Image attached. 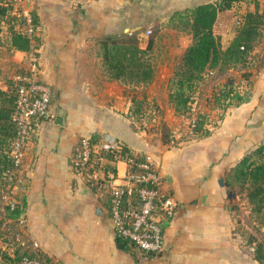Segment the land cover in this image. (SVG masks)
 <instances>
[{"label":"crops","instance_id":"crops-1","mask_svg":"<svg viewBox=\"0 0 264 264\" xmlns=\"http://www.w3.org/2000/svg\"><path fill=\"white\" fill-rule=\"evenodd\" d=\"M208 1L215 0L153 3L158 9L165 3L173 11ZM133 2L28 0L40 16V40H34L29 50H17L16 57L27 67L29 57H35L32 67L50 86L52 99L51 115L36 121V133L22 166L20 188L26 205L18 228L40 244L50 264H262L240 231L243 225L257 233L258 223L251 220L256 228L253 230L237 213L243 205L234 207L230 201L231 186L226 184V175L248 151L264 142V42L255 46L247 67L231 66L224 71L238 73L237 81H243L242 87V73L251 71V95L227 109L208 108L211 87L206 102L194 104L193 108L198 112L208 110L210 119L206 125L210 133L196 136L189 132L188 139L164 142L158 130L139 126L132 119V96L125 91L131 85L110 79L100 54L99 37L129 29L135 15ZM151 2L148 9L153 7ZM240 5L245 7L240 2L219 11L214 23L223 49L238 33L237 20L244 14ZM214 72L216 69L207 81L213 79ZM170 76L171 73L161 78L156 70L148 86L138 85L141 93L137 96L147 94L161 104L160 108L175 109L169 101ZM93 132H99L103 143L116 140L136 155L150 156L162 176L164 191L176 200L174 212L163 222L162 252L143 257L136 248L132 253L121 246L108 191L92 186L73 165L80 138ZM115 165L118 176L124 179L128 163L118 159ZM221 177L225 185L220 184Z\"/></svg>","mask_w":264,"mask_h":264},{"label":"trees","instance_id":"trees-1","mask_svg":"<svg viewBox=\"0 0 264 264\" xmlns=\"http://www.w3.org/2000/svg\"><path fill=\"white\" fill-rule=\"evenodd\" d=\"M240 2H251L253 7H249L243 14V22L238 27L237 35L230 45L223 49L220 35L214 32V23L219 11L231 8ZM16 13L19 15L14 0H0V23L5 21V17H9L10 46L16 50H29L34 40L36 42L40 40L37 33L42 30L39 13L36 8L30 10L32 33L27 29L16 27L13 23V19L18 18ZM171 20L175 21L176 27L188 31L192 38L168 82L169 101L177 114L184 115L191 111L199 85L213 69L225 71L231 66L247 67L250 64L252 51L264 35V8H261V0H215L176 9L171 15ZM98 42L103 66L110 79L143 86H148L153 81L156 69L149 54L154 43L152 38L144 45L140 33L124 31L105 34L99 37ZM242 76L245 80V88L241 86L243 81L237 82L234 78L228 77L227 81H229L226 84L221 83L220 88L212 93L206 107L227 109L231 105L244 102L253 91V74L251 71H244ZM15 90V86L4 88L0 85V194L6 188L11 172L17 166L12 154L19 131L15 118ZM152 102L147 94L142 97L132 96L130 115L134 117L142 113ZM156 108L159 109L158 104ZM209 119L208 110L199 112L194 135L204 136L210 133L211 129L206 125ZM160 122L163 141L171 142L173 139L171 128L164 120L161 119ZM100 138L99 132L90 135L92 144L97 143ZM124 149L130 151L126 146ZM107 155L114 158L111 152ZM139 156L143 158L145 155ZM111 168L117 171L114 163L103 164L105 171ZM226 184L234 187L238 192L245 193L250 204V212L253 216L256 214L259 217L255 221L264 223V142L248 151L230 169L226 175ZM25 205L24 194L21 196V202L17 200L13 205H7L8 215L18 226ZM240 231L247 243L253 245L255 258L264 264V239L243 225ZM116 238L125 249L134 253L133 246L118 231ZM22 253L19 249L15 251V255L9 254L0 242V264H13Z\"/></svg>","mask_w":264,"mask_h":264},{"label":"built area","instance_id":"built-area-1","mask_svg":"<svg viewBox=\"0 0 264 264\" xmlns=\"http://www.w3.org/2000/svg\"><path fill=\"white\" fill-rule=\"evenodd\" d=\"M31 22V17H28ZM238 25L243 16L238 17ZM30 24L28 32L32 33ZM16 91L15 118L18 123V137L12 151L15 164L21 162L22 145L28 134L35 128L39 118L51 115L52 91L50 86L41 80L37 70L31 73H17L13 76ZM194 107H192L193 109ZM196 116L189 119V131L194 132ZM176 139H172L175 141ZM116 140L103 143L91 142L90 136H82L75 150L73 165L88 177L92 186L107 190L110 197V210L115 222L116 231L125 237L143 257L156 255L164 250V226L175 210L176 200L162 187V176L155 168L150 156L140 158ZM113 153L114 158L107 155ZM124 159L128 163L127 174L120 179L114 169L105 171L103 164ZM14 204V202L10 203ZM23 219H20V222ZM17 247L23 252L13 264H50L48 255L42 251L40 244L26 237L19 228L13 233ZM15 249L11 252L15 255Z\"/></svg>","mask_w":264,"mask_h":264},{"label":"rangeland","instance_id":"rangeland-1","mask_svg":"<svg viewBox=\"0 0 264 264\" xmlns=\"http://www.w3.org/2000/svg\"><path fill=\"white\" fill-rule=\"evenodd\" d=\"M149 2L150 0H134L133 4L135 6V15L127 31L140 33L144 43L148 42L149 39L152 38L154 43L149 54L155 65V69L158 70L161 78L168 76L169 73H171L172 76L173 71L182 55L181 50L192 41L191 34L186 30L176 27L174 23L175 21L171 20V15L176 9L173 11L172 9L169 10L165 3H161L158 9L155 6V3H153V0L151 2L153 7L148 9L150 5ZM14 3L17 10L19 11V15L16 13L18 18L17 20L13 19V23H15L18 29L23 28L28 30V27L31 24L28 20V17L30 16V10L35 9V7L31 5V3L28 5V0H14ZM76 4L77 3L75 2L74 5L76 6ZM244 5L245 7L241 5L239 7H241L242 12L245 13L250 7V2H244ZM27 6H29L28 10H26ZM261 8H264V0H261ZM8 19L9 17H5V21L0 23V85L4 88L11 85L15 86V80L13 79L15 74L31 73V69L35 67H32L33 62H35V57H29L28 67L21 65L20 60L16 57L17 50L12 48L9 43L10 33L8 32ZM261 42H264V35L258 43L260 44ZM257 52L258 53L254 55V59L256 61L258 60L257 57L259 56V51ZM211 75L212 73L209 75V77ZM228 77H232L237 81L238 73L230 74L224 71H216V73L214 72L213 79L211 81H207L206 79L202 81L195 95V97L197 96L199 99L197 97L194 98L192 107H194V104L198 106L199 104L206 102V97L210 95L209 89L212 87L213 92L219 89L220 84L227 81ZM202 83L204 84V87H202ZM129 85H131V87H127L125 91L129 93L130 96L140 95L141 91L138 89V85ZM200 87H202V89ZM156 104H158V101L154 99L151 104L147 105V108H145L142 113L135 115L132 117V119L139 126L150 127L153 130H158L161 135L162 128L160 121L162 119L171 128L173 139H188L190 135L188 127L189 119L193 116V114L196 116L195 118H197L199 115L198 110L191 108L189 113L179 115L174 111L175 109L172 110L166 107L160 108L161 104H158L159 109H157ZM171 107L174 106L171 105ZM180 116H183L182 119L179 118ZM35 130L33 129L29 132L28 138L21 147L23 153L21 156V162L11 172L12 175H10V178L8 179L9 182L6 185V188L2 190V194H0V242L3 244V246H5V250L9 254H11L14 249L15 251L19 250L16 242L13 239V233L19 228L18 225H16V223L8 215L9 210L7 205L12 202L15 203L17 200L21 202V196L24 194L23 189H21L22 187L20 188L22 185V166L26 157L28 144L36 133ZM236 192L237 199L232 202L235 205H243V207L238 210L237 213L241 215L242 218L247 220L248 224L253 228V230H256V228L253 226L255 224L252 221H255L256 218H259L258 215L255 214L253 216L251 212L248 215L247 210H250V204L246 202L247 198L245 193L238 192L237 190ZM18 197H20V199H17ZM21 216L22 214L20 217ZM256 223H258L256 224L257 233L260 237H264V223Z\"/></svg>","mask_w":264,"mask_h":264},{"label":"water","instance_id":"water-1","mask_svg":"<svg viewBox=\"0 0 264 264\" xmlns=\"http://www.w3.org/2000/svg\"><path fill=\"white\" fill-rule=\"evenodd\" d=\"M228 81H225L224 83L226 84ZM230 81L232 82V80H230ZM60 119H61V116H59L58 122H60L62 120V119L61 120ZM219 182H220L221 185H225L223 177L220 178ZM228 196H229L231 202L237 199V192H236L234 187H230L229 188ZM121 246H123V244H121Z\"/></svg>","mask_w":264,"mask_h":264},{"label":"bare ground","instance_id":"bare-ground-1","mask_svg":"<svg viewBox=\"0 0 264 264\" xmlns=\"http://www.w3.org/2000/svg\"><path fill=\"white\" fill-rule=\"evenodd\" d=\"M20 220V219H19Z\"/></svg>","mask_w":264,"mask_h":264}]
</instances>
